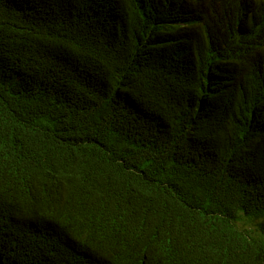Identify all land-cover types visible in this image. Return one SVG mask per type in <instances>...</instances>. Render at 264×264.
<instances>
[{"label":"trees","instance_id":"trees-1","mask_svg":"<svg viewBox=\"0 0 264 264\" xmlns=\"http://www.w3.org/2000/svg\"><path fill=\"white\" fill-rule=\"evenodd\" d=\"M0 264H264V0H0Z\"/></svg>","mask_w":264,"mask_h":264},{"label":"rangeland","instance_id":"rangeland-1","mask_svg":"<svg viewBox=\"0 0 264 264\" xmlns=\"http://www.w3.org/2000/svg\"><path fill=\"white\" fill-rule=\"evenodd\" d=\"M256 222V218L241 214L236 220V225L239 229L253 231L256 228Z\"/></svg>","mask_w":264,"mask_h":264}]
</instances>
